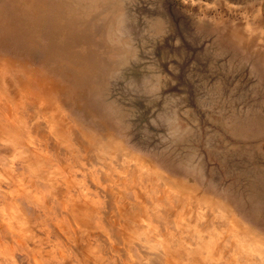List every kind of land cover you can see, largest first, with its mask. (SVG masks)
Segmentation results:
<instances>
[{
    "label": "rangeland",
    "instance_id": "1",
    "mask_svg": "<svg viewBox=\"0 0 264 264\" xmlns=\"http://www.w3.org/2000/svg\"><path fill=\"white\" fill-rule=\"evenodd\" d=\"M156 184L264 245V0H0V264L119 262Z\"/></svg>",
    "mask_w": 264,
    "mask_h": 264
},
{
    "label": "crops",
    "instance_id": "2",
    "mask_svg": "<svg viewBox=\"0 0 264 264\" xmlns=\"http://www.w3.org/2000/svg\"><path fill=\"white\" fill-rule=\"evenodd\" d=\"M157 185L158 186H156V191L157 189L158 191L156 192V198L158 199H152L151 207L145 210V212L143 211V213L149 214V216H151L152 221L155 218V221H153L155 224H157V230L155 232L149 230L150 227H139L136 223L134 224V221H129L128 217L124 218V216L121 214L122 210H119L118 207H114L113 209L116 208L115 210L112 209L114 213L113 215H116L115 217L119 218H113V224L115 225L113 229L115 228V230L118 232L120 228L118 236L122 238V240L120 241L121 238L119 239L117 237L120 241V249L122 252V256L118 259L119 262L114 261V264H145V261H147L146 264H149L153 262L151 261L153 259H149V254L154 258V261V255H156V257L158 258V255L154 254L155 252L159 254V261H162L163 264H182L181 262L185 259L184 256L188 257L189 259H191L192 257V264H249L255 256L254 253L257 252L259 256L263 258L262 260L258 259L257 261H264V245L258 244L256 241L249 238L243 232L233 229L232 227H230L231 231H229L230 236L227 239H224L223 234L221 232L216 231V228L214 226L209 227L205 222L201 223V220H198V218L193 217V215L190 213L191 208L186 202L181 207L179 200L174 197L175 195L173 192L168 190L163 184ZM160 193L162 196L159 195ZM160 197H163L162 199L164 201L160 200ZM171 201L172 203H170ZM80 208L81 206L76 205V207L72 208L71 211L68 213V217L70 215H75V213L77 215V212ZM161 208H163V210L167 209V213L163 210L161 211ZM177 211L178 213L176 214L175 212ZM162 212L164 214L166 213V215L164 216ZM141 213V210H139V215ZM162 214L164 217H160ZM169 214H172V216ZM169 216L171 217L169 218ZM72 218L73 224L76 226L78 222L74 219V216H72ZM162 218H164V220H161ZM116 220H118V222H116L118 226L115 223ZM160 220L163 221L164 225ZM160 224L162 225L161 228ZM160 230L161 232H159ZM117 232L114 231V234H116ZM160 233L162 234V236ZM133 235L135 236L134 238L138 240V242L136 241L135 244H137L138 247L140 246V256L133 252L132 247L130 245L129 239ZM138 235L141 236L138 237ZM143 245L146 248L148 247V249L143 248ZM156 245H158V247H156ZM236 248L242 250V257H239V255H235V253L237 252H235L234 249ZM144 249H146L147 256L143 255L145 253ZM150 251L155 252L151 254ZM130 252H132V254H130ZM157 258L156 260L158 262ZM156 263L154 262V264ZM258 264L262 263L259 262Z\"/></svg>",
    "mask_w": 264,
    "mask_h": 264
},
{
    "label": "bare ground",
    "instance_id": "3",
    "mask_svg": "<svg viewBox=\"0 0 264 264\" xmlns=\"http://www.w3.org/2000/svg\"><path fill=\"white\" fill-rule=\"evenodd\" d=\"M65 177H66V176H65ZM121 184H122V183H121ZM125 186H126V185H125ZM156 186H158V185L156 184ZM160 188H161V187H160ZM74 189H75V188H74ZM160 190H161V189H160ZM157 191H158V189H157ZM157 191H156V192H157ZM159 195H161V193H160ZM161 196H162V195H161ZM167 197H168V196H167ZM160 198H161V197H160ZM162 198H163V197H162ZM162 198H161L160 200L164 201ZM156 199H158V198H156ZM160 200H159V202H160ZM165 200H166V198H165ZM168 200H169V199H168ZM123 201H124V199H123ZM162 201H161V203H162ZM161 203H160V204H161ZM170 203H172V201H171ZM171 205H172V204H171ZM172 207H173V206H172ZM116 208H117V207H116ZM116 208H115V209H116ZM174 208H175V207H174ZM176 208H177V207H176ZM115 209H114V210H115ZM178 209H179V208H178ZM178 209H177V210H178ZM117 210H118V209H117ZM117 210H116V211H117ZM119 210H120V209H119ZM139 210H140V209H139ZM160 210L162 211L163 208H161ZM160 210H159V211H160ZM166 210H167V209H166ZM166 210H163V211H165V212L167 213ZM168 210H169V209H168ZM170 211H171V210H170ZM187 211H188V210H187ZM106 212H107V211H106ZM155 212H156V211H155ZM162 213H163V212H162ZM166 213H165V214L163 213L164 216L166 215ZM175 213L177 214L178 211L175 212ZM163 214H162L160 217H164ZM153 215H154V214H153ZM169 215L172 216V214H169ZM173 215H174V214H173ZM113 216H114V215H113ZM115 216H116V215H115ZM115 216L113 217L114 219H119L118 217L116 218ZM171 216H169V218H170ZM158 217H159V216H158ZM105 218H106V217H105ZM153 218H154V216H153ZM167 218H168V217H167ZM167 218H166V220H167ZM175 219H176V218H175ZM161 220H164V218H162ZM161 220H160V221H161ZM168 220H170V219H168ZM105 221H106V220H105ZM107 221H109V220H107ZM153 221H155V218L153 219ZM157 221H158V220H157ZM172 221H174V220H172ZM172 221H171V222H172ZM112 222H113V221H112ZM116 222H118V220H116L115 223H116ZM161 222H162V224L164 225L163 221H161ZM113 223H114V222H113ZM113 223H112V224H113ZM158 223H159V222H158ZM173 223H174V222H173ZM0 224H1V223H0ZM107 224H108V223H107ZM134 224H135V222H134ZM170 224H171V223H170ZM116 225H117V223H116ZM168 225H169V223H168ZM168 225H167V228H168ZM110 226H111V225H110ZM117 226H118V225H117ZM161 226H162V225L160 224V228H161ZM113 227H115L114 224H113ZM110 229H111V228H110ZM117 229H118V228H117ZM163 229H164V227H163ZM149 230H150V229H149ZM149 230H148V231H149ZM174 230H175V229H174ZM112 231H113V230H112ZM114 231L117 232V231L115 230V228H114ZM162 231H163V230H162ZM172 231H173V230H172ZM118 232H120V228H119V231H118ZM118 232H117L116 234H113V235H117V236H116V239H118V238L120 239V238H121L120 236H118V235H119ZM159 232H161V230H160ZM159 232H158V233H159ZM158 233H157V234H158ZM111 234H112V233H111ZM151 234H152V233H151ZM160 234H161V233H160ZM6 236H7V235H6ZM139 236H141V235H138V237H139ZM157 236H158V235H157ZM161 236H162V234H161ZM113 237H114V236H113ZM117 237H118V238H117ZM154 238H155V237H154ZM119 239H118V240H119ZM217 239H218V238H217ZM226 239H227V238H226ZM107 240H108V239H107ZM121 240H122V238L120 239V241H121ZM217 241H218V240H217ZM114 242H116V241L114 240ZM154 244H155V243H154ZM225 245H226V244H225ZM143 246H144V245H143ZM154 246H155V245H154ZM216 246H218V245H216ZM139 247H140V246H139ZM156 247H158V245H156ZM171 247H172V245H171ZM143 248H146V247L144 246ZM122 249H123V248H122ZM146 249H148V247H147ZM146 249H144L145 253H144L143 255H146V254H147ZM154 249H156V248H154ZM159 249H160V248H159ZM120 250H121V249H120ZM220 250H223V249H220ZM220 250H219V251H220ZM147 251H148V250H147ZM217 251H218V250H217ZM150 252H151V254H152V253L155 252V251H153V252L150 251ZM150 252H149V253H150ZM160 252H161V251H160ZM160 252H159V253H160ZM209 252H210V251H209ZM220 252H221V251H220ZM226 253H228V252H226ZM226 253H225V255H226ZM127 254H128V253H127ZM154 254H157V255H158V258H157L156 255H154ZM154 254H153V255L155 256V261H154V258H153L152 256H150V254H149V259H150V260L153 259V260H151V261H153V262L150 261L151 263H149V264H154V262L156 263V262H157L156 258L158 259V262H157L156 264H160V263L163 264L162 261H161V262L159 261V259H160L159 254L156 253V252H155ZM215 254H216V253H215ZM217 255H218V254H217ZM225 255H224V256H225ZM146 256H147V255H146ZM146 256H145V257H146ZM255 256H256V255H255ZM150 257H151V258H150ZM123 261H124V260H123ZM129 262H130V261H129ZM146 262H147V261H145V264H146ZM32 263H33V262H32ZM142 263H143V262H142ZM121 264H122V263H121ZM140 264H141V263H140Z\"/></svg>",
    "mask_w": 264,
    "mask_h": 264
}]
</instances>
